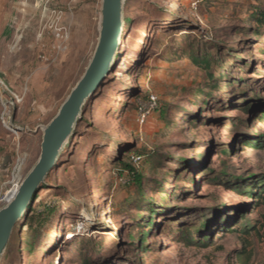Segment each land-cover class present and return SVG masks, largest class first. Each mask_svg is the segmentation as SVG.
I'll return each instance as SVG.
<instances>
[{
	"label": "rangeland",
	"instance_id": "obj_1",
	"mask_svg": "<svg viewBox=\"0 0 264 264\" xmlns=\"http://www.w3.org/2000/svg\"><path fill=\"white\" fill-rule=\"evenodd\" d=\"M101 3L0 0V209L94 54ZM260 10L264 0H124L111 71L0 264H237L245 242L264 264V204L250 196L264 188ZM192 52L214 58L211 77ZM151 94L160 113L141 129L137 103ZM133 154L144 162L129 184Z\"/></svg>",
	"mask_w": 264,
	"mask_h": 264
},
{
	"label": "water",
	"instance_id": "obj_2",
	"mask_svg": "<svg viewBox=\"0 0 264 264\" xmlns=\"http://www.w3.org/2000/svg\"><path fill=\"white\" fill-rule=\"evenodd\" d=\"M124 0H102L101 22L94 54L76 86L63 102L57 115L43 129L40 156L20 184L13 199L0 209V259L19 216L32 201L33 194L57 163V158L78 122L83 107L102 86L112 67L118 48L117 33L121 25Z\"/></svg>",
	"mask_w": 264,
	"mask_h": 264
},
{
	"label": "trees",
	"instance_id": "obj_3",
	"mask_svg": "<svg viewBox=\"0 0 264 264\" xmlns=\"http://www.w3.org/2000/svg\"><path fill=\"white\" fill-rule=\"evenodd\" d=\"M254 19H255V23L258 24L259 27H263L264 26V12L262 10L258 11L255 14ZM254 35H258V33L255 32ZM190 60H191L192 64L196 68H198L199 70H205L206 71L207 78L211 77V73H210L209 69H210L211 63L214 61V58L210 54L208 55V54H201V53L199 54V53L192 52L190 54ZM258 103L259 102L246 104V106L244 108V111L247 114L248 113L251 114L254 105L255 104L257 105ZM159 113H160V109H159L158 114ZM191 123H194L193 120L191 121ZM242 141H245V140H242ZM246 143H249V142H246ZM257 145L261 146L262 144L259 143ZM262 147H264V146H262ZM133 157L134 158H139V160H138L139 164L137 166H135V163H138V162H135ZM129 162H130L129 164L123 165V164H121V160H119V157H116L114 159V161H113L114 165H123L124 166L125 171L128 173V177H129V180H130L129 184H131L133 182L138 183V182L141 181V176H139V174H138L139 169H140L139 166L143 164L144 156L133 154V156L130 157V161ZM181 164H183V167H184L185 166V161L181 160ZM250 196L253 197L256 200V202H255L256 205H259L260 203L264 204V188L262 190L258 191L256 194L250 193ZM34 197H35V195H33L32 201H35ZM238 215H240V214H238ZM235 217H237V214H235ZM223 220L225 221L224 217L221 218L220 222H222ZM234 221L235 220L226 221L224 223V225L221 226V230L224 231V232L227 231V224L228 225H232L233 223H235ZM251 229L253 230V227ZM245 233H249V232L245 231ZM204 239L209 240V238H204ZM248 245H249V243L245 242V245H243L238 251L235 252V260L237 261V264H255L253 262V253H252V251H248L247 250V246Z\"/></svg>",
	"mask_w": 264,
	"mask_h": 264
},
{
	"label": "built area",
	"instance_id": "obj_4",
	"mask_svg": "<svg viewBox=\"0 0 264 264\" xmlns=\"http://www.w3.org/2000/svg\"><path fill=\"white\" fill-rule=\"evenodd\" d=\"M160 105L155 95L151 94L147 97L146 101L142 99L138 100L137 103V122L140 128H144L148 123V120L154 114H158ZM139 158H134V161H138Z\"/></svg>",
	"mask_w": 264,
	"mask_h": 264
},
{
	"label": "bare ground",
	"instance_id": "obj_5",
	"mask_svg": "<svg viewBox=\"0 0 264 264\" xmlns=\"http://www.w3.org/2000/svg\"><path fill=\"white\" fill-rule=\"evenodd\" d=\"M123 26H124V25H123V22L121 21V25H120V28H119L118 33H117V43H118V45H119V41H120V38H121V34H122ZM115 53H116V52H115ZM114 58H115V54H114V56H113V58H112V62H113ZM67 141H68V140H67ZM67 141H65V143H67ZM65 143H64V145H65ZM24 213H25V212H22V213L20 214L19 219H21V218L23 217ZM18 223H19V220H18Z\"/></svg>",
	"mask_w": 264,
	"mask_h": 264
}]
</instances>
